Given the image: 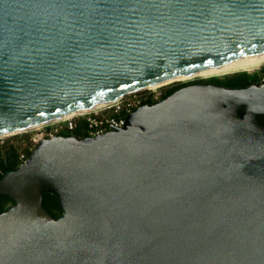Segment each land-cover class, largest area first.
I'll return each mask as SVG.
<instances>
[{
    "label": "water",
    "instance_id": "water-1",
    "mask_svg": "<svg viewBox=\"0 0 264 264\" xmlns=\"http://www.w3.org/2000/svg\"><path fill=\"white\" fill-rule=\"evenodd\" d=\"M261 51L264 0H0V134ZM0 195V264H264V84L45 137Z\"/></svg>",
    "mask_w": 264,
    "mask_h": 264
},
{
    "label": "trees",
    "instance_id": "trees-1",
    "mask_svg": "<svg viewBox=\"0 0 264 264\" xmlns=\"http://www.w3.org/2000/svg\"><path fill=\"white\" fill-rule=\"evenodd\" d=\"M263 74H264V66L254 72H249L247 70H240L224 76H220V77L216 76L202 80L215 81L222 85H226L230 87H245L254 82L261 81ZM190 82L192 81L174 82L172 84H167L166 86H163L162 88H160L161 91L159 98H155L154 92L145 90L146 92L141 93L140 105L153 103L159 100L160 98L168 96L174 90L184 85L185 83H190ZM120 115L123 116L124 114L120 113ZM82 133L89 135V132L87 130V124L83 121L78 123V126L75 128V130L62 129L57 133V135L64 134V135L82 136ZM23 140L24 139H19L16 144L6 145L3 146L2 149H0V179L7 172L15 170L19 167V165L23 162V160L20 159V155L22 152L25 153L26 159L30 156L32 148L30 146L22 148L21 143L23 142ZM12 203L13 201L10 198L0 195V211H3L6 208H8ZM43 205L49 211V213H51L55 217H59L62 214V210L60 208L59 202L56 196L52 193L45 192L43 194Z\"/></svg>",
    "mask_w": 264,
    "mask_h": 264
},
{
    "label": "built area",
    "instance_id": "built-area-1",
    "mask_svg": "<svg viewBox=\"0 0 264 264\" xmlns=\"http://www.w3.org/2000/svg\"><path fill=\"white\" fill-rule=\"evenodd\" d=\"M261 83L264 84V74ZM152 92H154L155 98H158L160 95V92L156 93L154 90ZM130 94H133L132 98H125ZM130 94L124 95L115 103L107 106L109 108H98L75 117L57 120L55 121L57 126L55 125L51 127L50 125L45 124L46 128L43 129L41 134H37V136L33 138V145L35 146L41 139L45 137L57 135V133L62 129L75 130V128L78 126V123L81 121L87 124V130L90 136L100 135L113 128L123 127L126 123L127 117L136 108L141 106V91L132 92ZM122 98H125V100L122 101ZM120 113H123L124 115L122 116ZM47 126H50V131H47ZM34 146L30 147L33 149ZM20 159L23 160V162L27 160L24 152L21 153Z\"/></svg>",
    "mask_w": 264,
    "mask_h": 264
},
{
    "label": "bare ground",
    "instance_id": "bare-ground-1",
    "mask_svg": "<svg viewBox=\"0 0 264 264\" xmlns=\"http://www.w3.org/2000/svg\"><path fill=\"white\" fill-rule=\"evenodd\" d=\"M263 64H264V51H261L260 54L257 57L244 58V59L238 60L236 62L227 64V65H224L222 67L215 68V69H212V70L194 72V73H191V74H188V75L179 76V77H177L175 79H172L170 81H167V82H162V83H158V84H155V85H151L149 88L154 90V89H157V88H159V87H161L163 85H166V84H169V83L175 82V81L187 80V79H191V78H195V77H206V76H210V75H221V74H224V73H229V72H232V71L243 70V69L244 70H248L251 67H254V66L258 67V66H261ZM123 96H120L117 100H119ZM117 100L110 101V102H105V103H101V104H97V105L90 106V107H86L83 110L76 111V112H73V113H69V114L63 115V116H61L59 118H55V119H52V120L47 121V122L49 123V122H52V121H57V120H62V119L70 118V117H75L77 115L84 114V113L89 112L91 110H95V109H98V108H104V107H107V106L115 103ZM47 122H43L41 124H38V125H36L34 127L28 128V129H22V130H18V131L2 133V134H0V138H2L4 136L11 135V134L27 131V130L32 129V128L41 127V126L47 124Z\"/></svg>",
    "mask_w": 264,
    "mask_h": 264
},
{
    "label": "rangeland",
    "instance_id": "rangeland-1",
    "mask_svg": "<svg viewBox=\"0 0 264 264\" xmlns=\"http://www.w3.org/2000/svg\"><path fill=\"white\" fill-rule=\"evenodd\" d=\"M263 66H264V64L261 65V66H258V67L254 66V67H251L250 69H248L247 71L254 72V71L259 70ZM237 71H240V70H237ZM234 72H236V71H232V72H229V73H224V74H221V75H210V76H206V77H195V78H191V79H187V80H180V81H175V82H186V81H192V80H197V79H207V78L216 77V76L220 77V76H224V75L231 74V73H234ZM172 83H174V82H171L169 84H172ZM166 85H163V86H166ZM163 86H161V87H159L157 89H154V91L156 93L160 92L161 91L160 88H162ZM146 90L153 91V89H146ZM142 91L146 92L145 90H142ZM142 91H141V93H143ZM127 97H131L132 98L133 94H130V95L126 96L125 98H127ZM125 98H122V101L125 100ZM107 108H109V107H107ZM46 125H50L51 127H53L55 125L57 126V123L55 121H52L50 123H47ZM46 125L38 127V128H32V129H29L27 131L11 134V135L4 136V137L0 138V149H2V147L6 146V145L16 144L19 139H24L23 142L21 143V147L22 148L23 147L25 148L27 146H34L33 145V138L35 136H37V134H41L43 129L46 128Z\"/></svg>",
    "mask_w": 264,
    "mask_h": 264
},
{
    "label": "flooded vegetation",
    "instance_id": "flooded-vegetation-1",
    "mask_svg": "<svg viewBox=\"0 0 264 264\" xmlns=\"http://www.w3.org/2000/svg\"><path fill=\"white\" fill-rule=\"evenodd\" d=\"M198 80V79H197ZM205 81H207V80H205ZM209 81V80H208ZM160 96V95H159ZM159 96H158V98H159ZM82 135H85V133H82Z\"/></svg>",
    "mask_w": 264,
    "mask_h": 264
}]
</instances>
